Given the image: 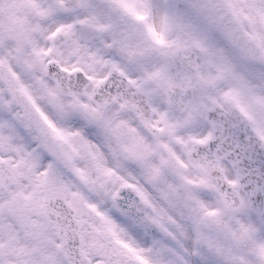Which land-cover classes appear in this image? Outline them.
I'll return each instance as SVG.
<instances>
[{"label":"snow or ice","instance_id":"6c2138e0","mask_svg":"<svg viewBox=\"0 0 264 264\" xmlns=\"http://www.w3.org/2000/svg\"><path fill=\"white\" fill-rule=\"evenodd\" d=\"M0 264H264V0H0Z\"/></svg>","mask_w":264,"mask_h":264}]
</instances>
